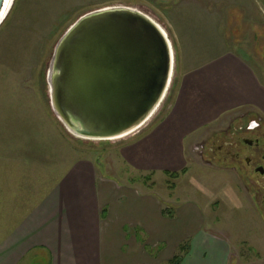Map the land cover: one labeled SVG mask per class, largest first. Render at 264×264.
I'll return each instance as SVG.
<instances>
[{"label": "rangeland", "instance_id": "374dc122", "mask_svg": "<svg viewBox=\"0 0 264 264\" xmlns=\"http://www.w3.org/2000/svg\"><path fill=\"white\" fill-rule=\"evenodd\" d=\"M116 5L138 9L167 30L175 50L173 80L159 110L135 132L112 140L80 138L52 108L49 65L58 41L82 15ZM262 107L263 0H13L0 24V232L43 192L42 186L25 196L19 191L18 156L34 164L40 181L46 175L51 180V170L58 174L65 161L90 159L102 173L130 179L158 197L162 211H173L162 214L166 218L188 204L203 211L204 233L200 241H184L182 264H264V213L255 185L209 155L210 140ZM26 171L25 183L32 179ZM175 225L167 244L146 237L152 264H168L155 257L160 251L169 259L181 255L174 250L177 238L194 224L184 216Z\"/></svg>", "mask_w": 264, "mask_h": 264}, {"label": "crops", "instance_id": "0c3cea01", "mask_svg": "<svg viewBox=\"0 0 264 264\" xmlns=\"http://www.w3.org/2000/svg\"><path fill=\"white\" fill-rule=\"evenodd\" d=\"M253 101L248 100L247 105ZM260 109V113L252 112L264 119V108ZM17 159L19 191L24 190L25 196L34 189L37 193L42 186L43 192L16 212L17 220L9 231L0 232L5 233L0 237V264H32L43 258L45 264H152L154 257L148 252L146 237L167 244L166 238L184 216L191 218L194 228L179 234L174 250L178 251L186 239L200 241L204 233L205 219L199 207L180 206L174 219L166 218L158 197L139 190L130 179L124 183L120 177L102 173L90 159L74 165L65 161L58 174L47 164L53 176L50 180L46 175L48 179L41 180L44 183L34 164L19 162V156ZM26 168L32 176L27 183L23 178L29 173ZM201 246L199 250L206 248ZM174 256L169 259L160 251L155 257L169 261Z\"/></svg>", "mask_w": 264, "mask_h": 264}, {"label": "water", "instance_id": "95a60500", "mask_svg": "<svg viewBox=\"0 0 264 264\" xmlns=\"http://www.w3.org/2000/svg\"><path fill=\"white\" fill-rule=\"evenodd\" d=\"M12 3L0 0V24ZM174 70L173 42L154 18L120 5L95 9L54 49L47 75L51 105L80 138H121L159 110Z\"/></svg>", "mask_w": 264, "mask_h": 264}, {"label": "flooded vegetation", "instance_id": "af4514ba", "mask_svg": "<svg viewBox=\"0 0 264 264\" xmlns=\"http://www.w3.org/2000/svg\"><path fill=\"white\" fill-rule=\"evenodd\" d=\"M209 143V155L216 161L233 165L246 174L257 191L264 213V123L256 114L237 119L231 129L219 133Z\"/></svg>", "mask_w": 264, "mask_h": 264}, {"label": "trees", "instance_id": "16d2710c", "mask_svg": "<svg viewBox=\"0 0 264 264\" xmlns=\"http://www.w3.org/2000/svg\"><path fill=\"white\" fill-rule=\"evenodd\" d=\"M256 116L260 117L258 114H256ZM263 123H264V119H263ZM173 176L176 178L178 177L177 174H173ZM163 214L171 217L173 215V211L170 209H165L163 210ZM179 251H181V255L178 253L176 254L171 260L168 261V264H182L184 261V257L188 252V246L185 247V242L180 246Z\"/></svg>", "mask_w": 264, "mask_h": 264}]
</instances>
